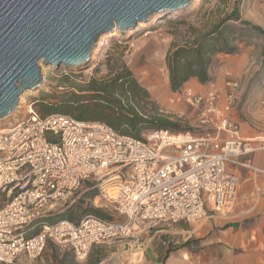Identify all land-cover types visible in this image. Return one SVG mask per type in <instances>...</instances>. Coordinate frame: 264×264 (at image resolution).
Listing matches in <instances>:
<instances>
[{"label":"built area","instance_id":"built-area-1","mask_svg":"<svg viewBox=\"0 0 264 264\" xmlns=\"http://www.w3.org/2000/svg\"><path fill=\"white\" fill-rule=\"evenodd\" d=\"M223 85L201 91L184 85L170 102L196 110L193 130L150 129L143 137L122 134L99 121L54 113L42 116L30 104L14 124L0 129V264L39 258L49 243L71 249L78 262L95 244L122 241L161 222H198L209 212L233 207L242 174L264 170L241 159L256 146L240 133L235 110L241 79L225 72ZM264 102V98H263ZM116 173L112 199L123 219L87 214L78 222L49 221L86 182ZM264 199V182L256 186ZM36 222L39 230L34 231Z\"/></svg>","mask_w":264,"mask_h":264},{"label":"rangeland","instance_id":"rangeland-1","mask_svg":"<svg viewBox=\"0 0 264 264\" xmlns=\"http://www.w3.org/2000/svg\"><path fill=\"white\" fill-rule=\"evenodd\" d=\"M234 7L239 8L243 20L261 30L252 26L245 27L239 21H234L237 25L235 38L238 51L230 55L222 53L217 58L215 56L211 66L214 75L212 79L222 86L228 70L241 79L243 92L234 114L242 123L243 132L258 137L253 141L255 145H263L264 0H191L190 5L180 10V15L174 18H170L167 13L154 15L138 29L115 30L120 37H105L103 43L98 39L93 48L94 60L85 69L68 68L66 65L61 68L44 67L41 63L42 85L34 93L24 94V102L21 103L22 97L20 98L15 112L0 119V129L23 117L30 104L38 110L36 98L45 97L48 101H56V97L84 91L92 79H107L124 67L130 69L137 81L150 93V99L161 113L178 119L182 127L195 129L196 110L182 102L172 103L169 100L173 90L170 87L167 55L174 46L184 44L186 39L191 38L194 28L200 32L205 31L225 14L231 13ZM151 106L145 109L138 105L135 107L141 113H148ZM143 110L145 111L142 112ZM150 129L152 128H143L140 137ZM262 152L264 149L252 154L253 162L259 166L258 156ZM238 169L242 174V185L238 198L234 206L227 210L228 213L209 212L202 220L192 223L161 222L123 241L95 244L84 263L74 259L71 249L49 243L39 258L27 260L23 264H130L131 259L128 257L134 251L142 250L145 255L161 249L169 252L174 244L181 246L188 240H191L188 247L183 248H188L189 253L194 256V264H264V199H256V181L250 178L247 170L240 166ZM262 181L264 173L257 179V182ZM120 182L121 179L114 180L111 190L108 182L105 184L111 198L116 195ZM101 183L102 179L86 182L68 200L65 207L49 217L70 210L76 221L91 213L111 219H123L112 199L103 198ZM227 225L232 227L231 232H227ZM227 236L232 240H225Z\"/></svg>","mask_w":264,"mask_h":264},{"label":"water","instance_id":"water-1","mask_svg":"<svg viewBox=\"0 0 264 264\" xmlns=\"http://www.w3.org/2000/svg\"><path fill=\"white\" fill-rule=\"evenodd\" d=\"M191 0H0V119L40 88L42 67L85 69L105 32L188 7ZM80 64V65H77Z\"/></svg>","mask_w":264,"mask_h":264},{"label":"trees","instance_id":"trees-1","mask_svg":"<svg viewBox=\"0 0 264 264\" xmlns=\"http://www.w3.org/2000/svg\"><path fill=\"white\" fill-rule=\"evenodd\" d=\"M178 12L181 13L180 10ZM170 18L174 17L170 14ZM234 21H239L245 27L252 26L261 30L249 21L243 20L239 8L234 7L231 13L225 14L205 31L200 32L194 28L191 38L169 51L167 65L170 87L173 91L181 89L193 77L198 78L203 84L209 83L212 80L210 68L215 56L219 53L233 54L238 51L235 38L237 25ZM36 101L39 106L37 111L42 116L61 113L80 121H99L119 133L137 138L146 127L172 131L191 130L189 127H182L178 119L161 113L155 102L150 99V93L137 81L132 71L125 67L107 79H92L84 91L64 94L56 97V101H48L45 97L36 98ZM136 105L142 109L152 105V108L148 113H141L136 109ZM95 212L102 214L99 210ZM55 217H47V220L76 221L70 210ZM227 227L229 225L225 226ZM38 230L39 222H36L34 231ZM190 241L182 243L181 247H188Z\"/></svg>","mask_w":264,"mask_h":264},{"label":"crops","instance_id":"crops-1","mask_svg":"<svg viewBox=\"0 0 264 264\" xmlns=\"http://www.w3.org/2000/svg\"><path fill=\"white\" fill-rule=\"evenodd\" d=\"M221 54L222 53L217 54L216 58L218 56L221 57L222 56ZM226 55H230V54H226ZM212 69L213 68H211V70H210V74H211V76L213 78L214 75H213V70ZM212 82H217L218 83V81L213 80V79H212ZM186 84H189V85L193 86L195 89L201 90V91H208L210 89V86H211L210 83L203 84L196 77H193L190 80H188V82ZM239 123H240V133L246 140L254 141V140H256L258 138L257 136H252V135H249V133L243 132L242 131V126H241L242 123L241 122H239ZM261 149H264V148H260L258 150H261ZM252 154L253 153H249V154L243 156L241 159H243V160L251 159V161L253 162V157L254 156ZM258 158H259L258 160H259V163L261 164V166L257 165L255 162H253V164L256 167L264 170V152H262L258 156ZM257 179H254L256 181V185H260V184H262L264 182V181L257 182ZM105 184L103 186L107 190ZM231 230H232V227L230 228V226H229L227 232H231ZM228 235H230V233H228ZM225 240H232V239L229 236H227L225 238ZM167 248L168 247H166V249ZM72 253H73V251H72ZM135 254H138V255H135ZM73 256H74V254H73ZM128 259H131V263L130 264H194V259L195 258H194V256L192 254L189 253L188 248L184 249L183 247L178 246L177 244H174V246H172V249L169 252H168V250L167 251L165 250V252H163V249H161L158 252L154 251V252L150 253V255H148V253H147V255H145V254H143L142 250H137V251L132 252V256H129ZM80 263H84V261H82ZM91 264H94V263H91Z\"/></svg>","mask_w":264,"mask_h":264},{"label":"bare ground","instance_id":"bare-ground-1","mask_svg":"<svg viewBox=\"0 0 264 264\" xmlns=\"http://www.w3.org/2000/svg\"><path fill=\"white\" fill-rule=\"evenodd\" d=\"M179 13L180 12H178V11H173L172 13L170 12V14H171V17H175V16H177V15H179ZM167 14H169V13H167ZM150 19V18H149ZM148 21V20H147ZM146 24V21H139L138 23H137V28H135V27H132V28H129V29H127L128 31H132V30H134V29H138V27L139 26H143V25H145ZM126 31V30H125ZM119 32H117V31H115V30H112V31H108V32H105L104 34H102L100 37H99V39H100V43H103L104 42V40H105V37H108V36H116V37H120L121 35L120 34H118ZM41 64V63H40ZM63 65H65V64H63ZM77 65H80V64H77ZM37 90V89H36ZM34 91L35 90H29V91H26L24 94H29V93H34ZM24 94H22L21 96H20V98L22 97V100H21V103L22 102H24ZM19 104V103H18ZM19 106V105H18ZM9 116V115H8ZM7 117V116H6ZM5 118V117H4ZM3 119V118H2ZM115 174L116 173H113V174H111L107 179H104V182L103 183H101V188H104V184L105 183H107L108 182V185L110 186V190H111V187H113L114 186V180H117V179H119L120 177H118V175H116L115 176ZM118 183V182H117ZM116 186V185H115ZM114 188H117V187H114ZM105 189V188H104ZM115 192V191H114ZM115 196V195H114ZM231 207H229L228 209H230ZM228 209H222L223 211H221V212H219V213H222V214H225V213H228L229 211H227ZM138 253V252H137ZM135 255H137V254H135Z\"/></svg>","mask_w":264,"mask_h":264}]
</instances>
